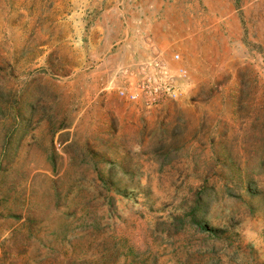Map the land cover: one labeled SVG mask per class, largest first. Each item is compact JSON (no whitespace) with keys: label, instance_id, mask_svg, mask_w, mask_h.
<instances>
[{"label":"rangeland","instance_id":"1","mask_svg":"<svg viewBox=\"0 0 264 264\" xmlns=\"http://www.w3.org/2000/svg\"><path fill=\"white\" fill-rule=\"evenodd\" d=\"M79 1L0 0V264H264V0H199L151 110Z\"/></svg>","mask_w":264,"mask_h":264},{"label":"crops","instance_id":"2","mask_svg":"<svg viewBox=\"0 0 264 264\" xmlns=\"http://www.w3.org/2000/svg\"><path fill=\"white\" fill-rule=\"evenodd\" d=\"M204 5L211 15V24L208 19L205 28L199 0H80V15L85 21L93 18V30L101 35L102 63L95 69L111 73L118 82L125 77L123 71L133 79L144 60H167L181 40L199 38L204 32L211 38L214 9L210 2Z\"/></svg>","mask_w":264,"mask_h":264},{"label":"built area","instance_id":"3","mask_svg":"<svg viewBox=\"0 0 264 264\" xmlns=\"http://www.w3.org/2000/svg\"><path fill=\"white\" fill-rule=\"evenodd\" d=\"M171 60L178 63L180 56L175 54ZM168 63L159 57L146 59L140 66V74L133 79L129 72L123 71L130 83L125 82L119 88V96L132 103H142L148 110L157 108L164 99H177L189 77L186 69L173 70Z\"/></svg>","mask_w":264,"mask_h":264}]
</instances>
